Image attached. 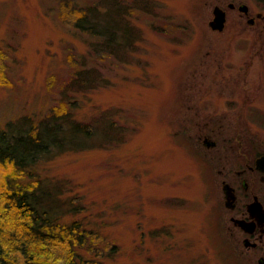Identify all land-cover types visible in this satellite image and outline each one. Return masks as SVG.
Instances as JSON below:
<instances>
[{
  "label": "rangeland",
  "instance_id": "rangeland-1",
  "mask_svg": "<svg viewBox=\"0 0 264 264\" xmlns=\"http://www.w3.org/2000/svg\"><path fill=\"white\" fill-rule=\"evenodd\" d=\"M113 2L131 13L116 19L125 47L110 53L106 37L74 29L64 7L101 9L81 25L111 35L103 10ZM229 2L247 5L255 23ZM215 6L227 11L222 33L209 27ZM0 50L3 130H30L60 106L90 124L91 134L55 138L34 176L61 212L77 206L76 218L115 242L111 264H255L223 228L191 121L199 106L240 130L255 97L261 115L248 122L264 129V0H0ZM79 70L98 85L69 91Z\"/></svg>",
  "mask_w": 264,
  "mask_h": 264
},
{
  "label": "trees",
  "instance_id": "trees-1",
  "mask_svg": "<svg viewBox=\"0 0 264 264\" xmlns=\"http://www.w3.org/2000/svg\"><path fill=\"white\" fill-rule=\"evenodd\" d=\"M64 8L72 9L67 18L71 17L74 29L106 37L101 44L104 50L111 53L125 47L119 44L120 28L115 31V22L118 19L123 23L126 10L130 12L131 8L113 2L111 8L103 10L111 12L104 17L113 22V38L110 37V26L101 33L95 30V25L88 29L81 25V22L86 25L88 22L96 23L92 17L101 9L92 6L79 11L73 9L71 3ZM3 59L5 55L0 50L2 86L7 83ZM94 83L95 78L90 72L79 70L68 89L81 93L98 85ZM67 111L60 106V110L56 111L58 114L33 124L30 130L22 133L10 134L0 127V167L3 170L0 179V264H111L117 258L118 248L113 240L91 224L76 218L82 213L77 206L68 208V212H61L57 208V200L44 191L41 181L34 176L35 165L55 148L58 138L65 140V134L71 137L91 134L90 124L76 122ZM69 121V127L65 128L64 123ZM109 122L116 127L114 121Z\"/></svg>",
  "mask_w": 264,
  "mask_h": 264
},
{
  "label": "flooded vegetation",
  "instance_id": "flooded-vegetation-1",
  "mask_svg": "<svg viewBox=\"0 0 264 264\" xmlns=\"http://www.w3.org/2000/svg\"><path fill=\"white\" fill-rule=\"evenodd\" d=\"M234 5L231 11L241 6ZM245 106L240 115L245 128L240 130L228 129L227 115L202 113L199 106L191 126L203 164L213 173L227 236L241 255L264 264V129L250 127L248 122L261 115L259 99L248 98Z\"/></svg>",
  "mask_w": 264,
  "mask_h": 264
},
{
  "label": "water",
  "instance_id": "water-1",
  "mask_svg": "<svg viewBox=\"0 0 264 264\" xmlns=\"http://www.w3.org/2000/svg\"><path fill=\"white\" fill-rule=\"evenodd\" d=\"M228 8L230 10H233L235 8V5L233 3H230ZM239 12L247 17H249V7L247 5H241L239 6ZM213 19L209 22V27L214 32L222 33L225 30L226 23H227V12L222 9L220 6H215L213 8ZM257 19H262L263 15L258 14ZM248 24L253 25L255 22L254 18H250L248 21Z\"/></svg>",
  "mask_w": 264,
  "mask_h": 264
}]
</instances>
